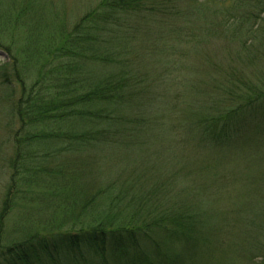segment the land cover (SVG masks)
Segmentation results:
<instances>
[{
	"label": "trees",
	"instance_id": "trees-1",
	"mask_svg": "<svg viewBox=\"0 0 264 264\" xmlns=\"http://www.w3.org/2000/svg\"><path fill=\"white\" fill-rule=\"evenodd\" d=\"M28 1L0 37V231L28 227L0 264H264V0H99L48 40Z\"/></svg>",
	"mask_w": 264,
	"mask_h": 264
},
{
	"label": "rangeland",
	"instance_id": "rangeland-1",
	"mask_svg": "<svg viewBox=\"0 0 264 264\" xmlns=\"http://www.w3.org/2000/svg\"><path fill=\"white\" fill-rule=\"evenodd\" d=\"M98 1L99 0H46L45 4L42 2V5L46 10L47 18L45 21L46 24H44V26L43 25L38 26L40 30H37V32H41V39L48 40V35L52 34L60 24L63 27L65 26L72 27L75 21L78 18H80L83 14L91 10ZM23 4H24V0H2V2H0V34H1L0 37L4 41V43L9 45L12 44L13 46H11V48L13 49L14 48L17 49L19 46L20 47L22 46L20 37L22 36L24 29L19 27L20 24H15L14 21H15L16 13L17 14L20 13L19 10H21ZM61 20L64 21V24H62L63 22H61ZM22 23L25 24L26 26L28 25V22H22ZM7 61L8 59L5 53L3 51H0V65L5 64ZM152 77L157 78V75H153ZM3 115L4 113L0 108V200L5 183L7 181L8 171H7L6 160L7 158H9L8 157L9 153L6 156V151H5V148L8 145L7 142L8 137H7L6 128L4 126L7 123V120ZM21 202L23 203V205H26L23 201ZM239 203L241 204V201H239ZM23 205L21 206L24 207ZM245 208L246 206L242 208L244 217H246ZM23 217L24 216L19 215V213H17L16 211L7 217V219L4 222L3 228L0 231V250L4 246H8L10 243H12L13 240L22 237V233L18 232L20 228L27 231L28 227H26V225L24 224ZM58 226L59 223L57 222L53 227L57 228ZM42 229L43 228L38 227L37 225L32 223L30 231H33L34 233L38 231L41 234ZM235 235L238 240L242 239V235H240L239 233H236ZM260 241L264 242V235L260 237ZM237 249H239V246ZM237 249H232L229 252L230 253L232 252V255L236 256L237 254L235 253L237 252ZM235 256H234V261L232 263L231 260L233 259H230L231 257L228 258V256L226 255L224 263L249 264L246 263V261L244 260L237 259Z\"/></svg>",
	"mask_w": 264,
	"mask_h": 264
}]
</instances>
